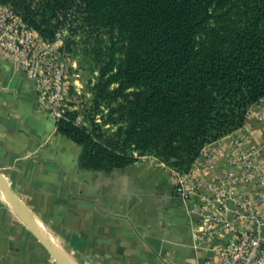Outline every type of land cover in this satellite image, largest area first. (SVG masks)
<instances>
[{"label":"trees","instance_id":"trees-1","mask_svg":"<svg viewBox=\"0 0 264 264\" xmlns=\"http://www.w3.org/2000/svg\"><path fill=\"white\" fill-rule=\"evenodd\" d=\"M0 4L46 41L58 31L67 49L77 32L96 41L91 98L57 120L58 131L80 145L82 170L110 172L152 156L186 173L264 98V0Z\"/></svg>","mask_w":264,"mask_h":264},{"label":"crops","instance_id":"crops-1","mask_svg":"<svg viewBox=\"0 0 264 264\" xmlns=\"http://www.w3.org/2000/svg\"><path fill=\"white\" fill-rule=\"evenodd\" d=\"M236 138L253 151V178L264 180V98L241 127L201 150L186 178L196 182L187 197L177 190L178 172L152 156L110 172L82 170L80 145L58 131L31 80L0 53V175L74 264H215L216 249L206 250L195 235L202 217L217 210L208 185L238 170ZM229 206L231 216L236 206ZM0 264H59L1 189Z\"/></svg>","mask_w":264,"mask_h":264},{"label":"built area","instance_id":"built-area-1","mask_svg":"<svg viewBox=\"0 0 264 264\" xmlns=\"http://www.w3.org/2000/svg\"><path fill=\"white\" fill-rule=\"evenodd\" d=\"M62 39V31L56 32L52 42L42 39L8 6L0 4V53L22 68L36 89L38 104L57 120L71 109L64 97L69 64L67 52L61 46ZM79 121L76 116L74 122ZM233 144L238 170L216 174L214 182L208 185L217 210L202 217L195 240L206 250L216 249L215 264H264V193L251 194L253 189L264 190V180L253 178L256 171L253 151L245 146L242 138H236ZM190 171L182 173L183 176L176 173L177 190L183 197L196 185L186 180ZM230 203L236 206L231 216ZM222 232L226 235L225 241L211 246V239Z\"/></svg>","mask_w":264,"mask_h":264},{"label":"rangeland","instance_id":"rangeland-1","mask_svg":"<svg viewBox=\"0 0 264 264\" xmlns=\"http://www.w3.org/2000/svg\"><path fill=\"white\" fill-rule=\"evenodd\" d=\"M81 36L82 34L78 32L76 35L72 36L75 40V44L71 45L69 49L66 48L63 41L61 44L62 49L67 52L69 64L65 86L66 95L64 97L66 98L65 102L70 108H76L71 106V104L78 106L79 103H86L90 100V86L96 81L98 76V65L93 60V55L89 51L90 46L96 41H94L93 37H90L88 40L89 42L87 43L84 42L85 37ZM99 38L102 40L101 45H104L107 37L101 35ZM116 56L119 57L120 54H117ZM76 116H79L80 120L77 124L82 123L83 117L81 115Z\"/></svg>","mask_w":264,"mask_h":264},{"label":"water","instance_id":"water-1","mask_svg":"<svg viewBox=\"0 0 264 264\" xmlns=\"http://www.w3.org/2000/svg\"><path fill=\"white\" fill-rule=\"evenodd\" d=\"M0 189L2 190L5 198L14 208L20 212V214L25 219L30 230L37 237V239L42 243V245L50 252V254L58 261L59 264H74L69 260L58 248L57 246L49 239L47 236L38 228L36 223L32 220L30 214L26 210L22 202L15 196L12 190L7 185L6 181L0 175Z\"/></svg>","mask_w":264,"mask_h":264}]
</instances>
